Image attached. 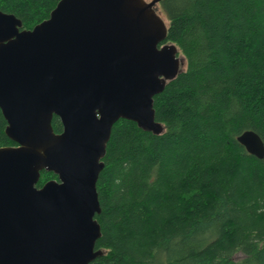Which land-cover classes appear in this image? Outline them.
<instances>
[{
    "label": "trees",
    "instance_id": "1",
    "mask_svg": "<svg viewBox=\"0 0 264 264\" xmlns=\"http://www.w3.org/2000/svg\"><path fill=\"white\" fill-rule=\"evenodd\" d=\"M61 0H0L24 29ZM167 39L186 61L154 98L165 130L120 119L97 191L102 236L92 264H264V0H161ZM0 110V148L16 146ZM56 133L63 131L58 117ZM58 179L43 171L37 184Z\"/></svg>",
    "mask_w": 264,
    "mask_h": 264
},
{
    "label": "water",
    "instance_id": "2",
    "mask_svg": "<svg viewBox=\"0 0 264 264\" xmlns=\"http://www.w3.org/2000/svg\"><path fill=\"white\" fill-rule=\"evenodd\" d=\"M161 0H61L24 29L0 11V264H92L102 236L97 183L114 125L160 135L154 98L186 61L167 39ZM58 117L63 131L56 133ZM264 159L254 131L238 137ZM43 171L58 179L38 188Z\"/></svg>",
    "mask_w": 264,
    "mask_h": 264
},
{
    "label": "rangeland",
    "instance_id": "3",
    "mask_svg": "<svg viewBox=\"0 0 264 264\" xmlns=\"http://www.w3.org/2000/svg\"><path fill=\"white\" fill-rule=\"evenodd\" d=\"M146 1H147V2H151V1H153V0H146ZM155 8H156L157 12L161 15V17L165 20V22H166L167 25H168V19H167L165 13L163 12V10L161 9L160 5H159V4L156 5ZM181 57L183 58L182 55H181Z\"/></svg>",
    "mask_w": 264,
    "mask_h": 264
}]
</instances>
